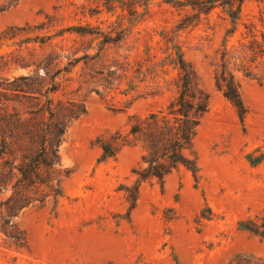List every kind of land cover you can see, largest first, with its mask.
<instances>
[{"label":"rangeland","instance_id":"rangeland-1","mask_svg":"<svg viewBox=\"0 0 264 264\" xmlns=\"http://www.w3.org/2000/svg\"><path fill=\"white\" fill-rule=\"evenodd\" d=\"M232 28L212 0H0V76L31 75L34 91L55 86L58 115L62 103L86 108L59 147L69 170L62 196L13 219L26 243L0 223V264H264V238L239 228L264 217V159H248L264 154V58L255 45L264 0H243ZM180 52L209 96L194 141L199 180L184 166L145 180L130 208L125 187L137 184L145 149L129 131L177 93ZM225 60L241 85L243 120L218 87ZM35 104L23 98L19 108ZM117 131L133 144L99 163L98 137Z\"/></svg>","mask_w":264,"mask_h":264},{"label":"trees","instance_id":"trees-1","mask_svg":"<svg viewBox=\"0 0 264 264\" xmlns=\"http://www.w3.org/2000/svg\"><path fill=\"white\" fill-rule=\"evenodd\" d=\"M170 1V0H168ZM222 5L233 25L240 19L243 0H212ZM194 4V2H192ZM256 56L264 58V37L256 42ZM238 49L237 60L244 61L245 44ZM261 49V50H260ZM4 55H0V66ZM229 60L217 68L218 87L224 96L238 109L243 120L246 108L242 99L241 85L228 67ZM5 64V62H4ZM181 74L177 93L165 108L149 114L145 120L132 124L129 134L138 137L145 153L142 161L145 166L133 169L138 176L137 184L125 189L135 206L140 184L149 179L163 180L167 175L184 166L193 173L196 183L199 180L200 166L194 141L203 115L209 108L208 94L198 86L191 66L182 53L178 55ZM31 75L13 78L0 76V223L1 230L12 238L26 235L13 221L24 209L30 206H44L51 198L62 196V180L69 170L61 168L59 147L70 122L86 112L84 103L75 108L73 101L62 103L65 112L58 115L54 110L55 86L46 90H31ZM32 99L36 104L22 112L19 105L22 99ZM44 98V99H42ZM48 114V117H47ZM129 134L120 131L110 139L98 137L102 149L98 162L115 157L125 145L133 144ZM135 141V144L138 142ZM249 161L256 165L264 159V154ZM9 228L12 231H9ZM239 228L264 238V217L261 222L254 219L239 221ZM14 229V230H13ZM15 231V233L13 232ZM26 243V242H25Z\"/></svg>","mask_w":264,"mask_h":264}]
</instances>
